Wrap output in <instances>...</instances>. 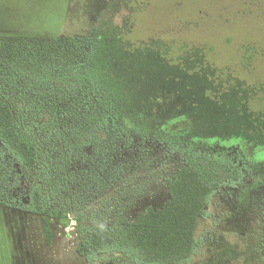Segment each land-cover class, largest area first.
<instances>
[{
    "label": "rangeland",
    "instance_id": "obj_1",
    "mask_svg": "<svg viewBox=\"0 0 264 264\" xmlns=\"http://www.w3.org/2000/svg\"><path fill=\"white\" fill-rule=\"evenodd\" d=\"M106 17L128 28L113 35L108 57H134L128 71L157 76L162 87L175 82L182 103L203 107L197 124L221 129L231 121L226 113L239 111L243 135L264 143V0H0V32L76 35ZM109 29L101 26L105 34ZM35 136L38 164L24 168L6 158L15 193L26 203L30 187L40 185L51 208L68 212L71 223L51 220L48 244L40 217L0 213V264H132L116 250L91 260L78 255L79 227L111 231L123 219L160 208L181 156L136 139L104 166L94 156L68 160L55 137ZM255 164L264 171V161ZM195 238L185 264H264V176L244 171L240 182L215 192Z\"/></svg>",
    "mask_w": 264,
    "mask_h": 264
},
{
    "label": "trees",
    "instance_id": "obj_2",
    "mask_svg": "<svg viewBox=\"0 0 264 264\" xmlns=\"http://www.w3.org/2000/svg\"><path fill=\"white\" fill-rule=\"evenodd\" d=\"M101 22L76 35L0 32V213L40 217L48 244L51 220L63 227L71 223L68 212L51 208L40 185L30 187L26 203L15 193L6 158L24 168L38 164L36 131L55 137L68 160L94 156L104 166L122 144L152 141L182 158L166 179L167 201L111 231L79 225L76 252L88 260L116 250L132 264H185L195 253L196 229L211 196L240 182L244 171L264 176L255 164L264 161V143L243 135L237 110L225 112L231 121L222 130L197 124L203 107L182 103L175 82L164 80L162 87L157 76L128 71L134 57H108L113 35L128 28H118L109 17Z\"/></svg>",
    "mask_w": 264,
    "mask_h": 264
}]
</instances>
